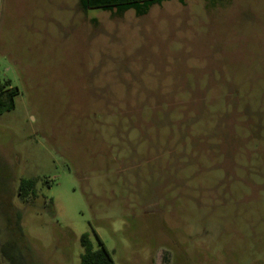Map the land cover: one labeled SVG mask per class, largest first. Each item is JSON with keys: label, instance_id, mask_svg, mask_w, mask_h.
<instances>
[{"label": "rangeland", "instance_id": "rangeland-1", "mask_svg": "<svg viewBox=\"0 0 264 264\" xmlns=\"http://www.w3.org/2000/svg\"><path fill=\"white\" fill-rule=\"evenodd\" d=\"M12 92L0 264H264V0H0Z\"/></svg>", "mask_w": 264, "mask_h": 264}, {"label": "trees", "instance_id": "trees-1", "mask_svg": "<svg viewBox=\"0 0 264 264\" xmlns=\"http://www.w3.org/2000/svg\"><path fill=\"white\" fill-rule=\"evenodd\" d=\"M165 1L170 0H79V4L81 9L85 12L111 8H133L138 14H146L152 6L161 5ZM179 1L181 3L185 2V0ZM7 84L8 83H6V85ZM14 95V92L10 93L8 104H4L0 94V114L11 111L14 108ZM35 187V180L21 181L18 188L19 198L23 202H27L31 194L35 196ZM80 244L83 248L80 264H115L111 254L100 240L97 250L94 249L88 234L81 236ZM13 250L14 245L11 242H6L1 248V253L6 261L11 264H16V258L12 254Z\"/></svg>", "mask_w": 264, "mask_h": 264}]
</instances>
